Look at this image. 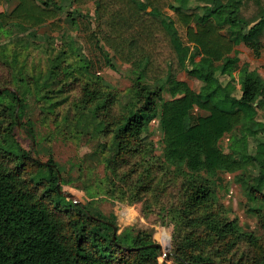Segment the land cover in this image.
I'll return each mask as SVG.
<instances>
[{"label": "trees", "instance_id": "trees-1", "mask_svg": "<svg viewBox=\"0 0 264 264\" xmlns=\"http://www.w3.org/2000/svg\"><path fill=\"white\" fill-rule=\"evenodd\" d=\"M250 1L16 0L10 10H0L1 37L10 24L62 28L65 13L78 23L79 15L85 16L81 7L93 3L97 30L90 34L107 47L97 45L110 65L111 52L131 65L132 80L126 92L103 89L104 79L92 63L77 67L67 62L68 51L79 54L72 39L68 49L36 72L20 63L18 51L9 60L7 42L0 41V60L11 68L15 88L0 86V264H166L158 247L146 246L154 242L152 233L126 228L117 230L114 239L116 222L95 203L76 204L60 193V166L35 157L16 139L14 129L29 96L42 107L69 101L68 95L59 98L72 84L63 80L69 73L89 76L74 103L75 120L80 133L87 128L104 139L90 155L104 162L112 196L121 189L119 198L126 197L119 179L130 181L136 201L155 192L153 163L134 158L157 157L174 179L181 178L180 202L166 209L178 232L173 256L179 263L264 264V74L243 66L241 89L236 76L221 77L236 44L251 47L257 57L262 54L264 0H253L257 11L247 17L243 9ZM182 70L196 78L212 74L213 81L195 89L179 77ZM155 118L160 155L153 153L148 127ZM226 134L235 137L231 151L221 143ZM220 172L234 173L241 181L254 202L249 208L259 216L261 234L246 239L209 204Z\"/></svg>", "mask_w": 264, "mask_h": 264}, {"label": "rangeland", "instance_id": "rangeland-1", "mask_svg": "<svg viewBox=\"0 0 264 264\" xmlns=\"http://www.w3.org/2000/svg\"><path fill=\"white\" fill-rule=\"evenodd\" d=\"M15 4L16 0H5L0 4V10H10ZM81 8L85 16L79 15L78 23H72V15L68 16L65 13L61 15L62 28L59 29L52 28L49 24L38 27L8 25L7 28L9 27L10 31L2 35L0 41L7 42L5 51L9 60L13 58L14 52L18 51L17 56L21 59L20 63L24 61L28 70L31 72L45 70L49 65L50 58L62 48L68 49L69 39H72L73 45L79 49V54L71 50L68 51L67 62H72L77 67L92 63V69L104 79L100 80L103 89H110L118 93L126 92L132 85L129 75L131 65L121 61L113 52L110 54V61L113 65L108 63L102 49L97 45L101 44L105 49L107 47L102 44V40L96 44L95 38L89 32L94 29L97 30L94 4L88 3ZM167 11L171 14L169 8ZM256 11L257 4L253 0L243 9L247 17H251ZM262 39L264 42V35ZM25 44L27 45L25 46ZM231 56V60L224 70V75L221 74V77L236 76L238 89L242 88L238 71L243 66L256 68L264 74V48L262 54L257 57L251 47L239 43L235 45V50ZM72 74L63 76L64 81L72 82V84L67 85V90L61 92L62 94L59 96L60 98L62 95H68L69 101L65 104L52 108L47 105L42 107L40 101L29 96L26 113L23 118H19V124L14 129L16 139L26 151L35 157L43 161L49 159L55 161L61 168V170L56 168L60 176V186L74 193L83 203L89 201L95 203L107 217L116 222L119 232L126 228H131L134 231L147 230L152 233L154 241H158L164 246L171 245L169 250L173 251L174 237L178 235V232L174 228L173 217L166 212V209L171 204L180 202L181 178L174 179L172 169L165 167V165L161 166V161L157 157H152L150 160L147 156L134 158L135 161L140 160L143 164L153 163L152 170L157 176V186H154L155 192L152 191L147 198L136 201L131 195L133 190L128 185L130 181L124 182L119 179L117 183L126 190V197L119 198L118 192L121 189H118L115 192L116 195L112 196L110 193L111 185L106 181L108 174L104 162L97 158L92 159L90 155L97 149L99 142L104 139L93 137L87 128L80 133V128L75 120L77 109L74 103L81 94L82 83L89 76L75 73L74 75L77 77L74 78ZM10 75L11 68L0 60V86L4 84L14 87L10 81ZM179 77L187 80L195 89H198L202 83L213 81L212 74L196 78L190 76L186 70L180 71ZM240 92L238 90V93ZM165 96L167 97L169 94L165 93ZM116 110H119L118 105ZM259 112L261 116L262 110ZM28 119L30 122L24 126L23 122ZM148 127L155 149L153 153L160 155L162 143L158 119L155 118L150 121ZM29 128L35 133V138L28 131ZM230 136V134H226L221 140L227 151L232 150L231 145L235 141V137L230 139ZM129 168H125L122 172ZM208 202L229 218L246 239L254 238L257 234L262 233L259 216L249 208V205L254 202L248 199L241 181L236 179L234 173L220 172L218 174L214 191L208 197ZM255 203L258 205L256 201ZM159 258L166 264H181L173 254L168 258L161 254Z\"/></svg>", "mask_w": 264, "mask_h": 264}, {"label": "water", "instance_id": "water-1", "mask_svg": "<svg viewBox=\"0 0 264 264\" xmlns=\"http://www.w3.org/2000/svg\"><path fill=\"white\" fill-rule=\"evenodd\" d=\"M6 87H3V89ZM8 89L10 90H14L15 88L10 86L8 87ZM57 188L59 190L60 193H63L64 195H66L67 197H69L70 199H72L76 204H79L81 201L76 197V195L70 191H67L65 189H62L60 186V179L57 182ZM113 227H114V234H113V238L115 239L116 237V232H117V225L112 223ZM146 246H153V247H158L160 249V253L164 256V257H169L171 254H174L173 251H170L169 248L171 245H166L164 246L162 243L158 242V241H154L152 243L147 244Z\"/></svg>", "mask_w": 264, "mask_h": 264}, {"label": "bare ground", "instance_id": "bare-ground-1", "mask_svg": "<svg viewBox=\"0 0 264 264\" xmlns=\"http://www.w3.org/2000/svg\"><path fill=\"white\" fill-rule=\"evenodd\" d=\"M170 257V256H169ZM168 258V257H167Z\"/></svg>", "mask_w": 264, "mask_h": 264}]
</instances>
